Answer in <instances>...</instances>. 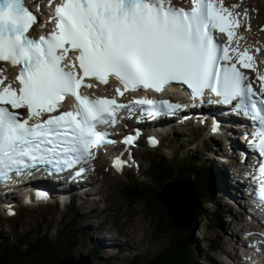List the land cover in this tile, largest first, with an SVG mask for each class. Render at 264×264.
Instances as JSON below:
<instances>
[{
  "label": "snow or ice",
  "instance_id": "obj_1",
  "mask_svg": "<svg viewBox=\"0 0 264 264\" xmlns=\"http://www.w3.org/2000/svg\"><path fill=\"white\" fill-rule=\"evenodd\" d=\"M190 3L185 9L172 0H62L50 15L54 30L35 38L29 33L38 17L26 0H0V62L20 68L14 82L0 68V182L42 167L60 173L90 164L94 149L116 143L101 129L117 125L124 109L132 114L150 106L149 115H159L162 109L187 107L147 97L118 103L116 97L89 95L82 89L97 87L87 82L91 79L104 85L115 79L120 97L141 89L161 92L177 82L187 86L193 102L203 103L206 92L225 104L239 101L235 109L261 125L253 134L258 143H252L264 156V74L251 46L240 47V17L250 20L247 11L238 13V5L229 8L224 0ZM70 52L76 53L71 60ZM241 68L257 71L259 93ZM67 98L75 100L74 107L60 111ZM18 109H26L27 116ZM139 135L126 136L123 143L132 145ZM150 143L158 141L150 138ZM123 164L117 157L115 167ZM89 170L80 168L75 175ZM259 172L264 201V164Z\"/></svg>",
  "mask_w": 264,
  "mask_h": 264
},
{
  "label": "rangeland",
  "instance_id": "obj_2",
  "mask_svg": "<svg viewBox=\"0 0 264 264\" xmlns=\"http://www.w3.org/2000/svg\"><path fill=\"white\" fill-rule=\"evenodd\" d=\"M254 1L256 2V7L261 12L260 22H264V0ZM239 135L241 136V134ZM214 140L216 141L218 139H207L204 131H201L200 128H195L193 124H187V126L179 128L178 133L165 137L161 147L155 150L141 149L139 151L142 160V171L147 169L152 153L155 156L160 150H164L170 156V159L177 153V160L179 162L181 158H184L183 162L186 163L192 155L195 161L200 162V165L204 161L205 164H209L208 162L214 155L216 149ZM223 143L225 147L224 140ZM206 145H209L208 150H206ZM218 156L215 155V160L217 165L221 166L224 157L222 155L219 156L220 159H217ZM102 159H100V162L103 164L100 174L97 177V181L99 182L95 185V182H92L89 185L91 191H98L94 195L90 194L88 201L81 197L75 202L76 206L79 207L76 210V220L78 219L77 228L80 229V232L73 243L71 242L73 246L72 253L76 257H79L82 253L89 254L92 249L101 246L100 243L103 244V241L108 238L107 241L111 242L110 244H124L125 247H107L98 253L94 252L92 256L95 258V264H132L133 260L138 256H141V262L139 264H153L154 261L159 263L155 259H157L159 251L169 245L170 240H167L166 236L164 237V235L155 232V221L151 220L150 215L143 209L142 203L135 204L123 194V187L132 178L136 177L138 180L145 179L142 172L126 171L123 175H117L108 171V166ZM212 174L216 177L214 169H212ZM179 195L189 210L188 213H191V209L197 205L193 192L185 189L184 191H180ZM214 198L212 199L214 203L203 206V210L208 213L209 217L204 220L201 218L195 220L197 225L192 235H189L192 241L191 246L203 259H210L213 264H236V246L237 250L243 249V246L240 245V242L238 243L236 241L233 232L245 226V223L242 220H237L236 217L240 214L243 217L247 213L239 207L237 202L230 200L226 196L221 197L220 192L215 193ZM17 201L21 205V200L18 197ZM216 205L221 209L230 210V214H225L221 225H217V220L213 213ZM33 207L27 208L21 205L18 213L20 221L17 224L15 222L17 216L12 219H6L0 210V232L6 235H13L16 229L19 230L20 227H22L20 230L24 231L29 227H34V229L39 228L43 232L49 230L53 236H57L60 229L72 215L71 212L60 211L54 204ZM34 217V220L37 222L33 220ZM36 217L41 220H38ZM106 225L110 229H104L107 228L105 227ZM84 226H87L88 232H86L87 237L83 239L84 231L81 228ZM98 227H101V233ZM181 232L179 238L184 243L188 236V230ZM113 234H115L117 239L109 240V237ZM241 235L243 236L244 233H241ZM125 238H128V240H125ZM211 240H215L217 244L216 248L210 246L209 243ZM225 249H228L227 251L231 253V256L223 252ZM239 262H243L240 257Z\"/></svg>",
  "mask_w": 264,
  "mask_h": 264
},
{
  "label": "trees",
  "instance_id": "obj_3",
  "mask_svg": "<svg viewBox=\"0 0 264 264\" xmlns=\"http://www.w3.org/2000/svg\"><path fill=\"white\" fill-rule=\"evenodd\" d=\"M150 183L156 184L158 188L169 179L176 180L187 177L194 182L200 202L194 212L196 218L202 220L208 218L203 205L212 202L211 191L206 185L209 171L206 166L200 167L195 162H189L178 166L168 161L165 155L160 154L151 164L146 175ZM158 188H153L143 181H131L125 188L126 195L136 203H142L143 209L155 221V232L166 236L169 245L159 251L157 260L153 264H206L199 253L191 246L190 236L197 225L195 219L188 229L186 242L182 243L179 230L168 217L165 209L156 202L155 193ZM176 194V192H175ZM196 196V195H195ZM197 198V197H196ZM203 201V202H202ZM217 223H222L223 213L217 207L213 209ZM77 222L75 217L61 229L59 238H53L50 232H42L39 228L32 227L28 231L16 236L0 234V264H60L61 257L72 253V244L77 237ZM191 234V235H190ZM190 235V236H189ZM86 234L83 235L85 237ZM92 254V253H91ZM141 256L133 260L132 264H139Z\"/></svg>",
  "mask_w": 264,
  "mask_h": 264
},
{
  "label": "bare ground",
  "instance_id": "obj_4",
  "mask_svg": "<svg viewBox=\"0 0 264 264\" xmlns=\"http://www.w3.org/2000/svg\"><path fill=\"white\" fill-rule=\"evenodd\" d=\"M30 3H33L34 0H28ZM261 15V14H260ZM178 131V130H177ZM175 131V132H177ZM174 132V133H175ZM178 139V138H177ZM182 139V138H181ZM184 141V140H183ZM241 144H243L241 141H240ZM206 146H209V145H206ZM226 153V151L224 150L223 146H222V143H217L216 144V149L214 151V158L213 156L211 157V159L209 160V165L216 171L217 173V176H218V180H216V186H218V188L220 189H226L229 194L232 196L234 194V190H235V187L233 186L232 184V181H233V171L231 170V168L229 167L230 165H224L222 164L221 166L217 165L216 163V160H215V155H219V156H222V154ZM212 154V153H210ZM219 156L217 157V159H220ZM208 161V160H207ZM233 164L235 163H238L237 160L233 161L232 162ZM216 164V165H215ZM185 189L187 190H191V186L189 184H183V183H177V184H172L170 187H169V190L171 192L173 191H176L178 192V194H180V191H184ZM98 191V190H97ZM193 192V191H192ZM104 193V192H102ZM21 196V194H19ZM215 196V193L213 194V197ZM92 197V196H91ZM98 197V196H97ZM88 199H90V196L87 198V201ZM92 199V198H91ZM178 202H179V199H176ZM233 200V199H232ZM83 201V200H82ZM89 203V202H88ZM94 203V202H93ZM197 203V201H196ZM95 206V205H94ZM181 206V205H180ZM211 215V214H210ZM237 219V217H236ZM78 220V219H77ZM107 227V225L105 226ZM100 233H101V227H98ZM104 229H110L109 227L107 228H104ZM245 229V226L243 227H240L237 231H234V235H235V238H236V241H238L241 237L240 233L243 232ZM133 235V234H132ZM112 236V235H111ZM129 236V235H128ZM134 236V235H133ZM110 238V237H109ZM108 239V238H107ZM107 239L105 241H103L104 243H100L101 246H99L100 248H102L103 250L107 247H105L107 245V243L109 241H107ZM117 239L114 235V238L112 240H115ZM119 240V239H118ZM125 240H128V238H125ZM140 240V239H139ZM96 243V242H95ZM94 243V244H95ZM111 242H109L108 244H110ZM90 245V244H89ZM113 245V244H112ZM116 246H121V245H116ZM225 246V245H224ZM227 247V246H226ZM233 249V248H232ZM234 249H235V246H234ZM228 249H225L223 252L228 255V256H231V253H229V251H227ZM221 253H222V250H221ZM235 260H237V257H235Z\"/></svg>",
  "mask_w": 264,
  "mask_h": 264
},
{
  "label": "water",
  "instance_id": "obj_5",
  "mask_svg": "<svg viewBox=\"0 0 264 264\" xmlns=\"http://www.w3.org/2000/svg\"><path fill=\"white\" fill-rule=\"evenodd\" d=\"M171 186V185H170ZM169 183L166 182L163 187L156 193V201L166 209L174 225L180 230H186L192 224V220L186 221L181 209L180 203L176 196L169 190ZM60 264H95L94 258L89 254H81L76 257L74 254L64 255Z\"/></svg>",
  "mask_w": 264,
  "mask_h": 264
}]
</instances>
